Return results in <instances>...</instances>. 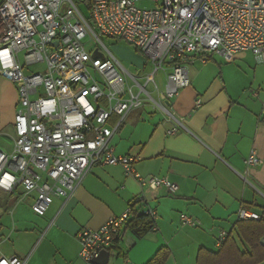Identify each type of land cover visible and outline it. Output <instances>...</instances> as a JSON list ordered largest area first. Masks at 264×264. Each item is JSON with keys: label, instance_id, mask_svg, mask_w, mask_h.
<instances>
[{"label": "built area", "instance_id": "obj_1", "mask_svg": "<svg viewBox=\"0 0 264 264\" xmlns=\"http://www.w3.org/2000/svg\"><path fill=\"white\" fill-rule=\"evenodd\" d=\"M139 1L4 0L0 5V74L19 84L20 95L14 149L0 150V188L13 191L21 184L26 194L36 193L32 208L39 215L53 197H71L96 165H121L143 186L176 191L178 185L166 177L137 173L134 156L116 155L115 131L129 112L148 101L171 115L164 99L170 101L189 85L188 63L195 58L251 51L264 62V0H153L152 8L139 7ZM103 37L135 46L150 69L130 71ZM90 41L99 43L91 52ZM37 65L42 66L25 72ZM179 129L178 123L169 133ZM260 161L253 151L246 163ZM145 212L156 220V212ZM131 215L129 205L99 228L79 232L85 264H96L103 250L110 251ZM239 219L260 215L242 208ZM181 222L199 224L186 213ZM226 236L222 231L219 245ZM26 263L27 258L0 257V264Z\"/></svg>", "mask_w": 264, "mask_h": 264}, {"label": "crops", "instance_id": "obj_2", "mask_svg": "<svg viewBox=\"0 0 264 264\" xmlns=\"http://www.w3.org/2000/svg\"><path fill=\"white\" fill-rule=\"evenodd\" d=\"M188 69L189 85L164 99L174 118L142 106L111 138L116 155L136 158L137 173L166 177L178 189H151L121 165H96L71 197H53L39 215L32 208L36 193L26 194L21 184L13 191L0 188V257L85 264L79 232L121 215L135 198L139 210L156 212V227L143 238L124 227L107 264H147L162 247L170 250L165 264H197L200 248L218 249L222 231L236 235L240 209L264 216V62L241 51L195 58ZM19 100V84L0 74V150L6 153L15 146ZM178 123L179 131L170 134ZM253 151L261 161L249 167ZM182 213L199 224L183 225Z\"/></svg>", "mask_w": 264, "mask_h": 264}, {"label": "trees", "instance_id": "obj_3", "mask_svg": "<svg viewBox=\"0 0 264 264\" xmlns=\"http://www.w3.org/2000/svg\"><path fill=\"white\" fill-rule=\"evenodd\" d=\"M134 200L136 201L130 203L132 215L125 227L138 238H143L155 229L156 222L145 210L138 209L141 200L139 198ZM234 231L241 239V244L231 231L217 250L200 248L197 264H263L264 216L260 215V219H239L234 226ZM169 256L170 250L162 247L147 264H165Z\"/></svg>", "mask_w": 264, "mask_h": 264}, {"label": "rangeland", "instance_id": "obj_4", "mask_svg": "<svg viewBox=\"0 0 264 264\" xmlns=\"http://www.w3.org/2000/svg\"><path fill=\"white\" fill-rule=\"evenodd\" d=\"M137 5L141 8H152L155 6V1H153V0H141V1L137 2ZM85 12H86V14H88L87 11H85ZM102 40L110 48L112 53L130 71L136 72L139 67L140 68L144 67L146 71L150 69V65L148 63L145 65V63H146L145 56L139 50H137V48L135 46H133L132 44L128 43L125 40L116 39V38L103 37ZM87 41H88V39H87ZM96 46H99V43H96L95 41L94 42L90 41L87 43V50L89 52L94 51ZM167 72H169V69H167ZM157 78L160 81V85H161V88L163 91L165 89V76H164L163 71H160L158 73ZM148 89L152 90V87L149 86ZM153 96L156 99H159V97H160V95L157 92H154ZM143 106L147 109H152V107L154 105L151 101H148ZM142 109L143 108H140V109H137L136 111H140ZM236 239L241 244V239L239 238V236L236 235Z\"/></svg>", "mask_w": 264, "mask_h": 264}, {"label": "water", "instance_id": "obj_5", "mask_svg": "<svg viewBox=\"0 0 264 264\" xmlns=\"http://www.w3.org/2000/svg\"><path fill=\"white\" fill-rule=\"evenodd\" d=\"M111 256V252L108 250H103L99 257L95 259L96 264H107Z\"/></svg>", "mask_w": 264, "mask_h": 264}]
</instances>
